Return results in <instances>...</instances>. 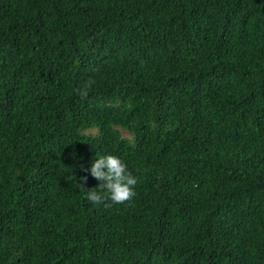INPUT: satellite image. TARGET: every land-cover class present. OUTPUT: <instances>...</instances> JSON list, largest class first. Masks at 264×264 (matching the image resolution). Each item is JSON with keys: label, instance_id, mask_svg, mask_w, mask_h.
<instances>
[{"label": "trees", "instance_id": "1", "mask_svg": "<svg viewBox=\"0 0 264 264\" xmlns=\"http://www.w3.org/2000/svg\"><path fill=\"white\" fill-rule=\"evenodd\" d=\"M0 264H264V0H0Z\"/></svg>", "mask_w": 264, "mask_h": 264}, {"label": "clouds", "instance_id": "2", "mask_svg": "<svg viewBox=\"0 0 264 264\" xmlns=\"http://www.w3.org/2000/svg\"><path fill=\"white\" fill-rule=\"evenodd\" d=\"M93 83L94 81L89 79L84 88L78 89L81 98L88 96V89ZM83 171L90 172L92 177L101 182L98 186L99 192L96 190L97 188H93L86 194V198L94 204L104 203L106 199L113 204H125L136 196L135 186L138 183V178L115 155H98L90 169H83ZM87 179V175L81 177L83 183L79 185L82 191L86 189L84 184L87 183ZM105 191L107 195H105Z\"/></svg>", "mask_w": 264, "mask_h": 264}]
</instances>
